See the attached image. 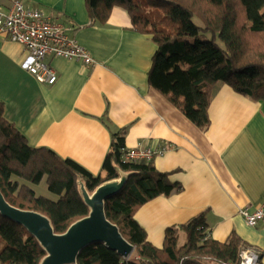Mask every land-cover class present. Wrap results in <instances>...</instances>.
Masks as SVG:
<instances>
[{"label": "crops", "instance_id": "crops-1", "mask_svg": "<svg viewBox=\"0 0 264 264\" xmlns=\"http://www.w3.org/2000/svg\"><path fill=\"white\" fill-rule=\"evenodd\" d=\"M21 1L69 28L95 60L85 67L49 56L45 61L57 80L40 84L24 70V46L0 35V105L28 144L46 147L94 176L104 175L111 132L127 128L125 148L156 152L155 169L182 186L136 213L151 245L161 248L167 228L206 212L211 239L223 243L235 233L264 264V223L249 227L240 214L264 197V102L218 83L208 110L210 127L202 132L149 86L156 46L133 28L124 9L112 8L106 22L98 23L88 16L85 0ZM10 6L11 0H0V9ZM124 177L121 173L107 184L119 185ZM184 241L180 233L179 243Z\"/></svg>", "mask_w": 264, "mask_h": 264}, {"label": "trees", "instance_id": "trees-1", "mask_svg": "<svg viewBox=\"0 0 264 264\" xmlns=\"http://www.w3.org/2000/svg\"><path fill=\"white\" fill-rule=\"evenodd\" d=\"M92 21L105 23L112 8L128 12L133 28L156 46L147 81L200 131L210 127L209 106L218 83L264 102V0H85ZM127 128L111 132L104 175L94 176L46 147H31L0 105V193L13 208L45 217L63 235L91 209L84 193L120 178L121 188L104 202L108 222L134 247L124 259L103 244L84 247L71 264H239L249 246L235 233L223 243L210 238L206 212L165 230L161 248L147 241L136 213L159 197L179 193L152 160H122ZM45 181L52 200L34 186ZM84 185L83 190L80 184ZM185 236L179 243V234ZM46 250L27 230L0 213V264H43Z\"/></svg>", "mask_w": 264, "mask_h": 264}, {"label": "built area", "instance_id": "built-area-1", "mask_svg": "<svg viewBox=\"0 0 264 264\" xmlns=\"http://www.w3.org/2000/svg\"><path fill=\"white\" fill-rule=\"evenodd\" d=\"M69 28L52 21L42 10L26 7L21 0H11L8 10L0 9V35L18 43L27 50L28 58L24 70L38 83L53 85L57 80L56 72L47 65L49 56L77 61L89 67L95 60L77 40L68 34ZM164 148L160 149V153ZM156 152L149 148L126 149L122 160L127 162L152 160ZM249 227L264 223V197L252 211L243 209L240 212ZM239 264H260V254L252 248L240 252Z\"/></svg>", "mask_w": 264, "mask_h": 264}, {"label": "water", "instance_id": "water-1", "mask_svg": "<svg viewBox=\"0 0 264 264\" xmlns=\"http://www.w3.org/2000/svg\"><path fill=\"white\" fill-rule=\"evenodd\" d=\"M121 185L105 184L96 189L92 197L85 192L84 201L91 209L90 215L72 225L63 235H55L45 217L11 207L1 193L0 213L23 226L41 244L48 254L43 264H71L84 247L95 243L103 244L128 259L134 247L124 240L104 214V202L117 193Z\"/></svg>", "mask_w": 264, "mask_h": 264}, {"label": "rangeland", "instance_id": "rangeland-1", "mask_svg": "<svg viewBox=\"0 0 264 264\" xmlns=\"http://www.w3.org/2000/svg\"><path fill=\"white\" fill-rule=\"evenodd\" d=\"M36 194L38 196H43L52 200H56V197L48 192L45 181H42L41 185L36 188ZM93 194V192L88 193L89 197H92ZM182 242L183 241L181 240L180 243ZM128 259L137 260V255H135V251L132 252Z\"/></svg>", "mask_w": 264, "mask_h": 264}]
</instances>
